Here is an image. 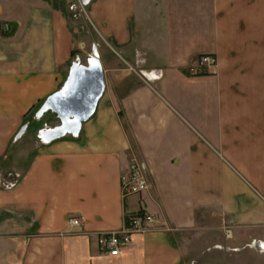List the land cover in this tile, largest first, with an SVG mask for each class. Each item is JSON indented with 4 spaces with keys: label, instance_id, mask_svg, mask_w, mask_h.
Returning <instances> with one entry per match:
<instances>
[{
    "label": "crops",
    "instance_id": "obj_1",
    "mask_svg": "<svg viewBox=\"0 0 264 264\" xmlns=\"http://www.w3.org/2000/svg\"><path fill=\"white\" fill-rule=\"evenodd\" d=\"M81 1L0 0V159L31 152L17 185L0 188V264H180L172 234L201 211L243 243L264 242V0ZM87 23L103 94L76 135L41 141L60 123L31 113L81 64ZM204 55L214 67L189 73ZM132 159L145 161L149 187L124 199ZM139 210L155 225L118 257L100 253L98 236Z\"/></svg>",
    "mask_w": 264,
    "mask_h": 264
},
{
    "label": "rangeland",
    "instance_id": "obj_2",
    "mask_svg": "<svg viewBox=\"0 0 264 264\" xmlns=\"http://www.w3.org/2000/svg\"><path fill=\"white\" fill-rule=\"evenodd\" d=\"M81 20L84 22V19ZM86 25L88 32H90L86 34L88 36L87 38L89 45L87 47L88 50H86V53H83V59L81 62L82 65H86L91 56L96 54L92 41H96L97 37L92 32L89 24L87 23ZM5 28L6 27L3 26V29L0 30V36L1 38L3 37L2 39H0V56H2L4 50H6V47L4 45V33L6 32ZM3 31L5 32L3 33ZM37 109L32 111V119H38V121H40L45 115L49 114L46 112L39 118L37 116ZM28 124L29 122L24 125L26 126V128L21 127L17 134L14 135L11 140L12 145L17 143L19 139L23 137V135L26 133ZM38 136L39 131L37 132V139ZM17 149L18 147L15 146L13 148H10L6 156L0 159V166L2 170V177L0 178V180L3 182H8L11 180V178H8L9 174H13L11 172H16V174L14 173L15 175H17V173H20L19 171H21L29 161L31 152L29 153L28 159L21 160L15 153ZM16 181L18 182L19 178H16ZM223 218L224 217L217 213L201 211L198 212L196 216V224L192 229L179 231L172 234L173 244L181 252L180 264H264V254L258 255L254 251H250L245 248V246H247V242H250L251 240H247L245 243H243L242 231H234L233 233H231V229H229L228 224ZM228 231L230 232V237H227L226 235Z\"/></svg>",
    "mask_w": 264,
    "mask_h": 264
},
{
    "label": "built area",
    "instance_id": "obj_3",
    "mask_svg": "<svg viewBox=\"0 0 264 264\" xmlns=\"http://www.w3.org/2000/svg\"><path fill=\"white\" fill-rule=\"evenodd\" d=\"M90 0H82L81 6H86ZM216 63V58L210 55H204L196 60L195 64L189 67V73L198 75L207 73ZM161 77L159 72H149L144 76L147 82L158 81ZM43 130V129H42ZM40 130L39 132H41ZM38 139L42 140L39 136ZM46 142V141H44ZM148 168L145 161L132 159L125 170L120 174V192L122 198L126 199L134 195H142L147 191L149 184L147 179ZM11 178L8 182L0 180V188L4 190H12L16 185L18 175L9 174ZM70 223L73 226L79 224L78 218H71ZM156 223V219L148 212L139 210L135 214H127L125 217V225L121 230L101 233L98 236V245L100 253L110 257H118L120 253L131 243L132 236L138 233L149 231ZM227 237H230V232H227ZM249 248H254L256 251L264 252V242L252 240L247 245Z\"/></svg>",
    "mask_w": 264,
    "mask_h": 264
},
{
    "label": "water",
    "instance_id": "obj_4",
    "mask_svg": "<svg viewBox=\"0 0 264 264\" xmlns=\"http://www.w3.org/2000/svg\"><path fill=\"white\" fill-rule=\"evenodd\" d=\"M1 28L3 29L0 25ZM103 91V71L96 54L86 65L78 62L74 64L62 89L48 97L37 112V116L41 117L45 111H51L60 124L54 128L43 129L39 132V137L49 142L66 133L76 135L81 122L93 114Z\"/></svg>",
    "mask_w": 264,
    "mask_h": 264
},
{
    "label": "bare ground",
    "instance_id": "obj_5",
    "mask_svg": "<svg viewBox=\"0 0 264 264\" xmlns=\"http://www.w3.org/2000/svg\"><path fill=\"white\" fill-rule=\"evenodd\" d=\"M45 109H47V108H45ZM44 111H45V110H44ZM44 111H42V113H43ZM45 112H47V111H45Z\"/></svg>",
    "mask_w": 264,
    "mask_h": 264
}]
</instances>
